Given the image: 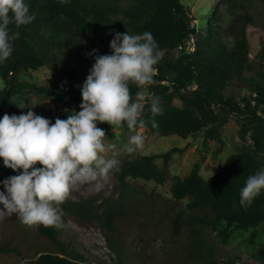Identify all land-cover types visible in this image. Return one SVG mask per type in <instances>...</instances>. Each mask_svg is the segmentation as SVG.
<instances>
[{"label":"trees","instance_id":"obj_1","mask_svg":"<svg viewBox=\"0 0 264 264\" xmlns=\"http://www.w3.org/2000/svg\"><path fill=\"white\" fill-rule=\"evenodd\" d=\"M228 1L234 8L227 23L223 24L224 13L216 3L204 17V30L193 24L194 16L182 0H25L35 20L18 29L20 36L13 42L11 57L0 63V77L5 83L0 91L1 118L5 113H26L29 109L20 107L31 106L23 103L22 95L30 91L61 104L55 115L44 105L32 108L36 114L53 123L56 118L66 119L80 110L82 101L81 88L67 82L85 81L95 62L89 53L95 49L97 55L111 54L110 41L117 32L136 35L147 31L157 42L162 58L155 66L153 84L144 88L130 85L133 99L148 89L142 114L147 130L158 136L203 135L204 143L211 139L223 145L222 128L228 115L242 120L240 135L244 143L220 171L208 180L195 164L187 175L174 177L172 195L175 200L188 198L185 208L152 206L149 214H159V223L172 212L169 237L173 244L165 250V257L132 251L116 234L117 222L126 216L128 206L134 207L125 193L121 197L128 206L109 198L97 205L85 201L63 203L66 212L82 220L95 219L114 234L108 239L115 264H220L218 242H227L238 229H250L249 240L254 241L257 228L264 223V190L251 206L245 208L239 203L247 178L264 168V43L252 57L254 13L240 3L242 0ZM257 1L264 8V0ZM9 28L17 31L14 25ZM189 42L193 46L187 49ZM179 48L181 53L174 54ZM44 65L55 72L45 84L19 78L22 70ZM230 82L248 89V93L239 99L226 96ZM176 98L181 105L174 103ZM153 99H158L162 109V114L154 117L155 127L149 110ZM97 126L106 134L112 129L107 123ZM180 149L165 151L164 165ZM155 157L142 154L120 162L119 171L113 173L122 184L128 177L163 183L165 171ZM16 174L0 158V176ZM203 227L216 229L218 242L208 237ZM60 234L57 227L30 228L16 215L8 216L0 220V254L20 256L26 259L24 264H101L88 259L72 240L65 241ZM254 255L264 262V248Z\"/></svg>","mask_w":264,"mask_h":264},{"label":"clouds","instance_id":"obj_2","mask_svg":"<svg viewBox=\"0 0 264 264\" xmlns=\"http://www.w3.org/2000/svg\"><path fill=\"white\" fill-rule=\"evenodd\" d=\"M34 20L25 0H0V63L11 57L18 29ZM9 25L17 31H10ZM109 46L111 54L97 55L95 49L89 53L95 62L81 87L79 111L54 123L36 114L34 106L20 107L28 108L26 113H5L0 118V158L5 167L17 172L0 181V220L16 215L30 228L59 227L61 217L55 205L85 184L96 182L99 191L101 181L119 171L120 161L106 157V133L98 124L107 123L113 129L126 124L134 133L124 149L128 153L144 146L145 138L137 128L146 126L142 114L148 98L137 94L133 99L130 85L144 88L154 83L161 52L147 31L117 32ZM149 110L155 127L154 117L162 114L158 99L152 100ZM262 190L264 168L247 178L240 205L251 206Z\"/></svg>","mask_w":264,"mask_h":264},{"label":"rangeland","instance_id":"obj_3","mask_svg":"<svg viewBox=\"0 0 264 264\" xmlns=\"http://www.w3.org/2000/svg\"><path fill=\"white\" fill-rule=\"evenodd\" d=\"M182 2L192 12L193 24L204 30H207V20L204 17L214 10L216 3L220 4L224 13L223 24H226L230 19V11L234 8L228 0H182ZM240 3L248 6V9L255 16V22L250 32L251 55L255 57L264 43V8L257 0H242ZM239 10L242 11V8ZM190 46H193L192 42H189L187 49H190ZM180 53V48L174 51V54L179 55ZM54 76V70L48 65L25 69L19 74L20 79L28 80L36 85L45 84ZM67 83L77 89L83 85V82L78 80H70ZM4 86L5 83L0 77V91ZM247 93L248 89L241 88L236 82H230L225 89L226 96H235L238 99ZM148 94L146 88L141 91V95L147 96ZM22 100L25 105L31 107L48 106L52 109L53 115L57 114L61 108V104L53 101L50 96L35 92H25L22 95ZM174 103L181 105L177 98ZM241 125L242 120L240 118L235 115H228V119L222 128L223 145L211 139L204 143L203 135L187 138L178 135L158 136L145 127H138L137 132L145 138L144 146L133 153H128L124 149L130 136L134 133L124 125L119 128H112L105 137L106 157L116 158L123 162L142 154H155L156 162L164 168L165 182L158 183L155 180L128 177L127 182L122 184L114 173H110L107 181H101L103 187L99 191L96 189V182L85 184L74 189L65 202L85 201L97 205L103 199L109 198V201L124 203L125 206H128L127 200L121 197L125 193L134 207L128 206L126 216L117 222L116 234L124 240L127 247L132 251L165 257V250L173 244L169 237V217L172 212L171 215H167L168 219L159 223V214L155 217L149 214L152 206L156 204V206L163 205L170 209L173 206L174 208H185L189 199L175 200L172 195L171 186L174 177L187 175L195 164L199 165V171L205 178L215 175L222 169L230 155L244 143L240 135ZM248 141L250 142L249 138ZM172 147L182 149L174 152L168 163L164 165L162 154ZM4 179L0 176V181ZM0 190H3L2 184H0ZM62 205L63 203L55 205L61 217V224L57 227L61 232L60 237L65 241L72 240L75 246L90 260L101 264H115V256L110 249L108 239V236L113 233L102 227L99 221L95 219L82 220L66 212ZM203 232L218 242L216 229L203 227ZM250 235V229H238L234 231L227 242H218L217 258L220 264H264L254 255L256 250L264 248V223L257 228V236L254 241L249 240ZM25 260L16 255L3 256L0 254V264H24Z\"/></svg>","mask_w":264,"mask_h":264}]
</instances>
